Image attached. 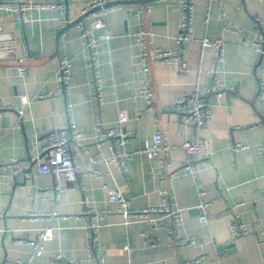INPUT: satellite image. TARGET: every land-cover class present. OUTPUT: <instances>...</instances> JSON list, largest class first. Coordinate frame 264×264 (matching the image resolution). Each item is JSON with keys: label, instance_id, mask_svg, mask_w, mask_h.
Returning <instances> with one entry per match:
<instances>
[{"label": "crops", "instance_id": "crops-1", "mask_svg": "<svg viewBox=\"0 0 264 264\" xmlns=\"http://www.w3.org/2000/svg\"><path fill=\"white\" fill-rule=\"evenodd\" d=\"M34 1L38 5H66L69 23L80 20L93 2ZM191 3L193 39L181 51L188 71L180 73L175 65L151 61L152 112L146 110L140 94L144 74L137 57V34L140 30L147 33L150 50L178 49V0L122 4L108 15L105 29L94 32L95 36H109L99 49L101 101L92 86L93 72L78 28H91L89 17L68 27L57 41L64 28L59 11L34 8L27 11L25 20H17L12 13H0V104L5 107L0 112V164L37 157L39 139L60 131L70 136L71 123L83 134L80 141L69 143L78 154L81 173L75 183L69 184L57 207L55 178L39 174L38 162H33L24 174L15 175L7 168L8 175L0 177V264H60L54 262L57 255L96 264L90 261L83 228L84 195L93 209L105 211L98 223L106 264H180L203 253L205 264H264V237L260 235L264 230V165L258 150L264 142V98L259 97L264 54L253 47L262 35L254 18L258 15L264 19V0ZM138 11H142V20L136 15ZM224 21L235 30H224ZM206 38L224 42L222 60L213 48L202 50L201 42ZM62 55L72 63L66 96L57 95L61 83L56 75ZM21 60L28 70L24 78L17 70ZM217 63V77L227 91L221 98L207 97L208 121L202 133L207 145L202 149L199 166L207 194L202 200L194 190L192 176L181 169L191 158L183 146L192 137V130L180 122L176 101L197 85L202 89L211 86ZM25 99L32 102L20 119ZM120 112L128 116L124 128L132 133L125 147L128 176L121 174L118 165L101 162L111 156V142L101 146L95 143L97 122L114 128ZM156 132L163 133L165 142L173 147L165 163L161 158L149 159L143 151ZM172 172L176 177L170 176ZM115 188L132 203L134 211L162 206L170 195L174 208L180 209L184 218L178 235L165 228L155 230L140 221L124 225L118 204L107 200ZM202 201L213 203L205 223L199 220ZM54 208L56 217H30L33 213L51 214ZM151 217L162 226L172 222L158 214ZM234 220L246 224L250 234L233 239L230 225ZM48 227L55 231L52 240L45 242L42 254L29 262L34 251L29 242ZM187 238L197 243L179 248L177 241ZM154 242L159 246H150Z\"/></svg>", "mask_w": 264, "mask_h": 264}, {"label": "built area", "instance_id": "built-area-1", "mask_svg": "<svg viewBox=\"0 0 264 264\" xmlns=\"http://www.w3.org/2000/svg\"><path fill=\"white\" fill-rule=\"evenodd\" d=\"M117 0H93L88 5L84 13L89 10L100 8L90 14L88 17L91 21V28L86 26H79L81 32V38L83 41V49L87 54L88 66L93 72L92 86L96 91V97L99 101L102 100L103 93V79L100 74V58L99 49L105 43L109 41V36L104 34L101 36H95L94 32L104 30L105 23L108 15L115 10L121 8L120 5L109 6L104 8L106 4L115 2ZM168 1V0H167ZM179 15H180V29L181 33L177 38L178 49L174 51H165L158 49H149V43L147 41V33L143 30L137 34V46L139 52L137 57L142 66L143 79L140 86V94L145 99L146 110L152 112L154 110L153 100L154 92L152 88V81L150 78V66L151 61L175 65L180 73L188 71V64L181 58L182 47L186 42L193 39V5L191 0H178ZM34 8L50 9L52 11L61 12L62 27H65L68 23L66 19V5L63 4H42L38 5L34 0H14L5 1L0 0V13H12L17 20H25L28 10ZM136 15L142 20V11H138ZM255 24L260 29L262 35L253 44L255 51L261 55L264 54V19L260 16H255ZM224 30H235L233 26L224 21ZM202 50L207 48H213L216 51V55L219 60H222L224 54V42L222 40H210L208 38L201 42ZM24 61H20L18 66V75L24 78L27 75V68L23 65ZM72 63L67 55H62L60 58V67L57 72V80L61 83V87L57 92L59 96H66L69 91L68 83L71 78ZM219 70L218 63L215 65L213 73H215L214 83L202 89L199 85L189 94H184L176 101V107L179 114V120L182 124L188 126L192 130V137L184 144L183 148L191 156L190 160L181 165V169L185 170L194 181V190L198 197L202 200L207 194L206 187L200 180V163L202 162L201 154L202 149L207 145V141L202 136L205 129V125L208 121V107L207 97L210 95H216L221 98L225 95L227 88L223 82L217 77ZM259 97L264 98V77L259 82ZM31 100L25 99L23 108L20 109L19 115L22 119L25 110L30 106ZM71 108V105L68 104ZM5 107L0 104V112ZM129 121L128 116L124 112L119 113L117 126L114 128H105L101 122L96 124V137L95 143L99 146L103 145L107 141H110L111 156L101 159V162L109 165L116 164L119 166L120 172L123 176L129 175V170L126 165V159L128 157L125 147L128 140L132 137V133L127 132L124 128L125 124ZM71 135L68 136L65 131L56 132L52 135L45 136L38 141V156L31 158V160L13 159L8 163L0 164V177L7 176V168L13 170V174L21 175L29 169L33 162H38L39 174H52L55 178L54 190L56 207L61 200V196L64 192L69 190V184L77 181L78 175L81 173V167L77 164L78 154L70 149L69 143L71 140L80 141L83 139V134L77 131L71 123L70 126ZM80 147L82 145H79ZM173 149L172 146L165 142L163 133L156 132L153 135L152 140H149L145 144L144 152L149 159L161 158L164 162L165 157ZM259 154L264 165V142L258 146ZM42 157V159H41ZM165 163V162H164ZM166 166V164H165ZM170 176L176 177V172L170 173ZM167 194V191L163 192ZM107 200L110 203H116L119 206V212L124 218V225H129L134 221L145 222L151 225L155 230L160 228L167 229L171 234L178 235V230L183 223L182 211L178 208H174V200L169 195L167 201L159 207H150L142 211H134L132 203L123 195L120 189L115 188L108 193ZM82 205L84 207V226L87 234L88 251L90 261L96 264H106L105 258L102 254V246L100 242L99 230L100 225L98 220L105 211L101 212L91 207L90 199L84 195L82 198ZM213 206L212 202L202 201L200 205L201 217L200 222L205 223L207 221V214L210 207ZM239 206V205H237ZM154 214L162 215L171 219V224L167 226L160 225L151 216ZM56 217L58 216L57 208L50 213H33L31 218L37 217ZM231 236L236 239L241 236L250 234V230L246 224L238 220H234L230 225ZM53 228H46L40 231L35 241H30L29 245L33 248V253L29 258V262H32L35 257L40 256L43 252V244L52 240ZM260 235L264 237V230L260 232ZM178 239V237H176ZM197 242L194 239H185L180 242L177 241L179 248L186 246H193ZM150 246H159L158 242L151 243ZM125 250L130 251L126 246ZM55 263L60 264H89L85 261L69 260L63 255H57L54 259ZM206 254L203 253L199 257L185 261L180 264H205ZM19 264H25L19 262ZM156 264H171L167 261H159Z\"/></svg>", "mask_w": 264, "mask_h": 264}, {"label": "water", "instance_id": "water-1", "mask_svg": "<svg viewBox=\"0 0 264 264\" xmlns=\"http://www.w3.org/2000/svg\"><path fill=\"white\" fill-rule=\"evenodd\" d=\"M148 0H139V1H130V0H117L115 2H112V3H109V4H106L104 6V8H107L109 6H115V5H122V4H130V3H134V2H138V3H142V4H145L147 3ZM97 10H100V8H95V9H92V10H89L88 12L82 14V17L80 18V20H77L76 22H73V23H69V20L67 18V8H66V19L68 21L67 25L58 33V39L57 41L59 40V36L68 28V27H73V26H76V25H79L80 22H82L86 17H88L90 14H92L93 12L97 11ZM70 131V129L68 130ZM56 133V132H55Z\"/></svg>", "mask_w": 264, "mask_h": 264}]
</instances>
